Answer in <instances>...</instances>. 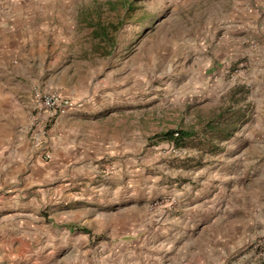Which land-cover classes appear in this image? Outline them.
Segmentation results:
<instances>
[{
	"label": "rangeland",
	"instance_id": "rangeland-1",
	"mask_svg": "<svg viewBox=\"0 0 264 264\" xmlns=\"http://www.w3.org/2000/svg\"><path fill=\"white\" fill-rule=\"evenodd\" d=\"M106 1L0 0L2 118L32 144L33 88L75 102L54 126L74 131L68 157L53 156L52 118L32 145L47 175L0 180V264H264V167L235 134L244 123L214 149L161 139L198 137L228 106L247 115L250 58L221 64L225 38L206 26L231 0ZM88 20L116 29L107 54Z\"/></svg>",
	"mask_w": 264,
	"mask_h": 264
},
{
	"label": "crops",
	"instance_id": "crops-1",
	"mask_svg": "<svg viewBox=\"0 0 264 264\" xmlns=\"http://www.w3.org/2000/svg\"><path fill=\"white\" fill-rule=\"evenodd\" d=\"M231 2L233 11L222 14L221 18L215 16L214 24L206 22V26L209 25L210 30L213 28V36L220 34L221 38H225L222 39V46H218L216 49V55L223 59L220 62L221 64L223 62V64L233 65L237 57H243L244 55H248L250 58V76L248 75L250 79L247 80L250 88L246 96V101L249 103L248 119L235 134L237 137L242 135L243 140L247 142V147L253 149L250 162L264 167V0H231ZM13 37H15V41L21 39L20 35ZM12 43H14L13 38L10 44ZM3 49L0 48V51H3ZM238 62L240 65L243 63L240 60ZM222 67L224 66L222 65ZM65 117L66 114L57 116L50 128V132L54 134L50 139L59 140L57 142L61 144L54 143L53 145L51 143L53 156H56L57 162L61 158L64 160L68 157L65 153L68 149L64 150L66 138L63 135L70 132L74 133L73 130L68 128H62L60 135L54 133V126L58 125L59 121ZM5 126L8 128L11 126L12 131L7 132L4 136L1 130ZM22 131L16 133L13 129V121L11 123L7 122L0 114V180L6 181L8 178L12 180L17 177L18 172L22 171L23 177L26 175L31 178L35 170H37L35 172L37 177L47 175L48 162L40 158V155H36L39 149L32 146L33 144L30 143L27 134ZM82 135V133H79V136ZM4 137L5 140H3ZM68 141H72V144L78 147L75 142H79V140L72 137ZM55 145H57L56 148ZM90 148H92L90 144L89 146L84 145L82 152ZM74 155L77 156V153ZM254 178L253 180L258 182V178L255 176ZM252 204L254 205V200H252ZM16 205L14 208L17 211L16 213L21 214L25 211L18 202H16Z\"/></svg>",
	"mask_w": 264,
	"mask_h": 264
},
{
	"label": "trees",
	"instance_id": "trees-1",
	"mask_svg": "<svg viewBox=\"0 0 264 264\" xmlns=\"http://www.w3.org/2000/svg\"><path fill=\"white\" fill-rule=\"evenodd\" d=\"M111 9H116L118 6L128 8L132 4L125 0H107L105 2ZM88 27H91V34L93 37L98 38L100 43L105 44V50L100 51V54H107L108 48H112L114 45V39L112 37V24H103L100 21L92 22L88 20L86 22ZM110 29V32H109ZM116 30L113 28V31ZM247 119L246 111L241 108H235L228 106V108L222 110L215 119L209 120L202 128L201 135H194L195 133L188 130H170L161 134V139L167 140L172 144H185V145H198L200 143L207 144L214 140H224L229 138ZM214 149V147H210Z\"/></svg>",
	"mask_w": 264,
	"mask_h": 264
},
{
	"label": "built area",
	"instance_id": "built-area-1",
	"mask_svg": "<svg viewBox=\"0 0 264 264\" xmlns=\"http://www.w3.org/2000/svg\"><path fill=\"white\" fill-rule=\"evenodd\" d=\"M32 103L34 113L28 129L32 144L38 146L46 134L47 122L75 107V102L53 87H35L32 92ZM44 156L49 158L50 153L46 152Z\"/></svg>",
	"mask_w": 264,
	"mask_h": 264
}]
</instances>
